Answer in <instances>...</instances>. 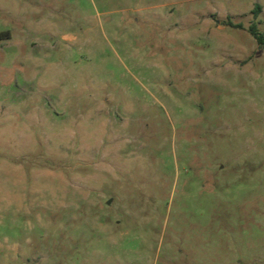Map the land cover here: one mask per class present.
<instances>
[{
  "label": "rangeland",
  "instance_id": "374dc122",
  "mask_svg": "<svg viewBox=\"0 0 264 264\" xmlns=\"http://www.w3.org/2000/svg\"><path fill=\"white\" fill-rule=\"evenodd\" d=\"M253 22L264 0H0V264H264Z\"/></svg>",
  "mask_w": 264,
  "mask_h": 264
},
{
  "label": "trees",
  "instance_id": "16d2710c",
  "mask_svg": "<svg viewBox=\"0 0 264 264\" xmlns=\"http://www.w3.org/2000/svg\"><path fill=\"white\" fill-rule=\"evenodd\" d=\"M259 9H260V5L256 3L252 10L255 17L257 16ZM249 31L257 39L259 44H262L264 42L263 34L258 31L256 22H253L249 26Z\"/></svg>",
  "mask_w": 264,
  "mask_h": 264
}]
</instances>
